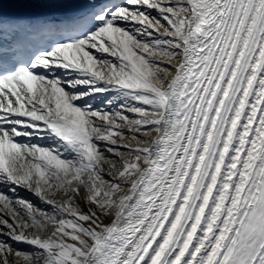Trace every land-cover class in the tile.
<instances>
[{"label":"snow or ice","instance_id":"6c2138e0","mask_svg":"<svg viewBox=\"0 0 264 264\" xmlns=\"http://www.w3.org/2000/svg\"><path fill=\"white\" fill-rule=\"evenodd\" d=\"M0 264H264V0H0Z\"/></svg>","mask_w":264,"mask_h":264}]
</instances>
